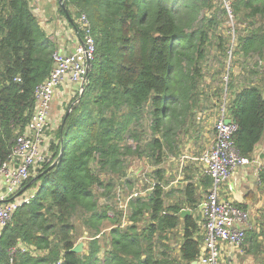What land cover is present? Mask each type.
<instances>
[{
    "label": "trees",
    "instance_id": "16d2710c",
    "mask_svg": "<svg viewBox=\"0 0 264 264\" xmlns=\"http://www.w3.org/2000/svg\"><path fill=\"white\" fill-rule=\"evenodd\" d=\"M60 3L59 13L73 27L75 19L86 14L95 53L82 93L67 102L49 142L50 162L26 186L34 189V198L0 229V264H193L202 236H196V219H180L183 205L168 203L160 170H154L157 183L145 200L128 202L126 225L121 223L122 212L99 205L98 190L107 197L111 187L100 180V173H120L122 178L129 155L155 168L168 154L180 156L181 138L186 136L188 142L191 135H201L209 108L214 106L219 116L223 105L225 116L238 126L233 136L237 150L251 159L264 141V0H231L233 21L237 18L239 26H245L231 51L222 36L217 38L218 52L223 59L230 53V58L220 69L227 82L213 95L204 87L203 65L219 19L229 21L221 0ZM30 9L28 0H0V165L30 120L35 88L53 68L54 43ZM257 177V190L264 194V168ZM202 179L207 190L211 180L205 175ZM195 191L191 184L184 188L191 211L199 205ZM144 217L146 225L139 230ZM251 220L242 249L254 264H264V204ZM76 221L88 234L79 254L71 251L83 235ZM105 223L110 226L105 228ZM107 229L110 248L99 258L102 245L97 237ZM178 230V254H167L173 249L166 246L159 250L157 241ZM18 244L32 247L34 253L11 256L9 250Z\"/></svg>",
    "mask_w": 264,
    "mask_h": 264
},
{
    "label": "built area",
    "instance_id": "2783aa9c",
    "mask_svg": "<svg viewBox=\"0 0 264 264\" xmlns=\"http://www.w3.org/2000/svg\"><path fill=\"white\" fill-rule=\"evenodd\" d=\"M221 1L232 23L231 0ZM74 23L75 48L69 53L54 51L53 68L48 78L34 90V110L30 120L23 133L16 137L8 159L0 165V229L11 222L19 208L28 205L34 198V189L26 186L37 170L50 162L49 142L58 126L52 128L50 115L56 90L67 81L76 87L71 99L83 91L95 44L86 14H80ZM225 113L226 107L223 105L213 124L212 143L200 157L202 173L210 178L211 185L199 205L202 242L196 264H223L227 248L233 253H240L245 244L246 232L252 224L253 215L220 196L221 184L231 178L238 168L250 163L237 150L233 136L238 126L231 120L226 124L228 118ZM202 118L203 114L199 113L197 120ZM25 252L33 254L34 249L18 244L9 250L11 256Z\"/></svg>",
    "mask_w": 264,
    "mask_h": 264
},
{
    "label": "crops",
    "instance_id": "0c3cea01",
    "mask_svg": "<svg viewBox=\"0 0 264 264\" xmlns=\"http://www.w3.org/2000/svg\"><path fill=\"white\" fill-rule=\"evenodd\" d=\"M30 4L31 9L37 14L41 28L49 39L53 41L55 50H60L63 53L71 52L76 46V37L71 21L59 13L58 0H32ZM75 89L76 87L73 84L64 81L56 90L51 105L50 115L53 121H57V125L64 113L65 105L71 100L75 93ZM205 131L208 130L205 129L200 132L201 135L199 136H204L206 133ZM196 139H198V136H196ZM198 143L199 142L195 139L193 141H190L189 139L187 143L185 142L184 147L181 150V155L178 158L179 166L183 169V172L181 173V176L178 174V177L174 181L164 187V190L169 195V204L173 205L175 203H180V205H183L182 213L180 212L179 214L180 219L182 220L187 216L196 219L198 227L196 236L202 234L200 227V214L198 213V216H195V212L189 209L187 199L184 195V188L188 184H191L195 188V193L198 195L199 205L206 196L208 190H205L202 186L203 173L200 161L202 152L198 153L197 150H194V147L197 146ZM249 162L250 163L247 166L238 168L231 178L221 184L220 196L223 200H230L235 205L244 207L245 211L255 216L264 204V196H261L257 190L259 184L257 172L260 168H264V141L256 147ZM1 180L0 176V190ZM199 205L194 210L199 211ZM186 212H189V214L187 213L188 215H186ZM178 232V235L182 236L180 230H178ZM97 239L102 245V250L98 256L99 258H102L104 252L109 251L110 238L109 236L105 237L104 231L97 237ZM103 241L106 242V245H103ZM180 243L177 245L175 252L171 253L172 255L178 254ZM170 246L173 247L172 245ZM83 248L85 249V245H83ZM223 264H254V260L251 256L247 255L243 249L240 253L236 254L227 248L223 257Z\"/></svg>",
    "mask_w": 264,
    "mask_h": 264
},
{
    "label": "rangeland",
    "instance_id": "374dc122",
    "mask_svg": "<svg viewBox=\"0 0 264 264\" xmlns=\"http://www.w3.org/2000/svg\"><path fill=\"white\" fill-rule=\"evenodd\" d=\"M215 8L217 11L219 10L218 4H215ZM211 13L212 12H208L206 15ZM225 20L226 19L220 18L218 26L212 32L211 41L213 42L214 45L209 46L207 48L208 51L206 53V59H205L206 63L203 65V73L205 76L204 87H206V90L211 89V91L208 92V94L210 95L214 94L215 92L214 89L222 88L224 86V83L227 81V80L225 81L226 79L225 73L220 72V69L224 63L228 64L230 58V53H228V59L227 58L223 59V56H221V54L218 52L217 38L219 36H222L224 38L225 44L226 42L227 44H229L231 51L233 50L232 48L235 47L234 44H236L237 42L238 30L242 29L245 26V25L239 26L237 18L232 23ZM231 28L233 31L231 30ZM234 71L235 74H237L235 76L239 78L238 76L239 68L237 66L234 67ZM209 110L216 113L210 112V119L209 120L205 119L201 126L203 128L201 129V131H204L205 129H207L208 131H205L206 132L205 135L201 136V138L198 135V133L197 135L195 134L191 135L192 138H190V141H193L195 139L199 142L198 145L194 147V150H197L198 153L202 152V154L205 150H207L210 147L212 143L214 136V134L212 133L213 124L218 116L214 106L209 108ZM56 125H57V121L55 120L53 121L51 119V126L53 129L56 127ZM196 136H198V139H196ZM185 137L186 136H183L181 138L182 140L181 142L183 144H185L186 142L185 140L187 139V137L186 138ZM177 154H178L177 152L168 154L164 162H162V164L157 168L153 167L149 162L145 160H141L136 156H131V155L126 156L122 169V171L124 172V176L122 178L119 176L120 173L106 175L105 172H101L100 180L105 184H110L111 187L109 190L110 193L108 194L107 197H102L105 196L104 194L107 193L106 191L98 190L99 205L100 206L108 205L112 207L113 211L115 208L117 210L116 212H122L121 223L123 225L126 224L127 223L126 216L129 214L128 202L136 199L145 200V198L150 194L151 188L154 186V184L157 183V179L155 178L153 173L155 169L161 171L162 180L160 181V184H162V186H164V184H169L170 182L174 181L178 177L177 176L178 174H180L181 176L183 169H181L179 166V161H178L179 155ZM96 166H97L96 163H93V169H95V171H98L99 169ZM259 194L261 196H264V194L261 193ZM113 211L110 212V216L111 214H114ZM194 212H195V216L196 215L198 216L199 211L195 210ZM146 218L147 217H144L142 223L141 224L139 223L137 225V228L139 230L142 229L144 225H146L147 222ZM75 225L78 227L77 228L78 233L80 232V230L83 232V235L79 239L78 244L83 243V245H87L88 234L84 232V229L81 226L80 221H76ZM79 226H81V228ZM109 226H110L109 223L104 224L105 228ZM108 231L109 229L105 230V237L109 236ZM157 242L160 244L158 248L159 250L163 249L162 246H166L169 249L172 248L173 249L172 253H173L175 252L177 245L180 243V236L178 235V233L174 232L172 235H168L166 239L160 238ZM103 245H106L105 241H103ZM169 245H172L173 247ZM165 252L167 254L172 255L171 251H165Z\"/></svg>",
    "mask_w": 264,
    "mask_h": 264
},
{
    "label": "water",
    "instance_id": "95a60500",
    "mask_svg": "<svg viewBox=\"0 0 264 264\" xmlns=\"http://www.w3.org/2000/svg\"><path fill=\"white\" fill-rule=\"evenodd\" d=\"M28 1H29V3H31L32 0H28ZM58 1L61 2V0H58ZM60 5L63 6L62 3H60ZM30 12L32 13V15H34L35 17H37V14H36V12H35L34 10L30 9ZM66 15H67V13H66ZM67 16H68V15H67ZM225 123H226V124L230 123V120H229V119H226V120H225ZM181 213H182V212H181ZM183 213H184V212H183ZM187 213L189 214V212H186V215H188ZM71 251H72L73 253H77V254L83 252V243H79V244H77V245H76ZM193 264H196V263L194 262Z\"/></svg>",
    "mask_w": 264,
    "mask_h": 264
}]
</instances>
